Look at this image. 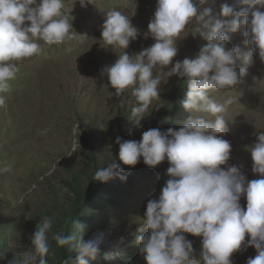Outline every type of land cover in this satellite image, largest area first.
Masks as SVG:
<instances>
[{
	"label": "rangeland",
	"instance_id": "374dc122",
	"mask_svg": "<svg viewBox=\"0 0 264 264\" xmlns=\"http://www.w3.org/2000/svg\"><path fill=\"white\" fill-rule=\"evenodd\" d=\"M233 2L214 0L205 6L212 7L216 19L224 20L229 18L221 15V6ZM111 9L127 15L138 29L137 39L125 50L130 56L154 44L145 33L156 0H93L87 7H81L79 0H64L63 11L73 26L72 38L59 46L41 42L39 56L18 63L6 105L0 107V264H22L34 255L31 237L44 216L54 218L49 232V258H55L58 251L53 235L77 234L76 225L82 224L85 241L94 237L100 240L99 253L88 264H146L139 251L141 246L136 243L137 228L143 222L148 201L159 198L169 178V163L165 160L152 168L141 158L134 167L123 165L118 159L116 138L140 141L142 133L152 128L161 132L179 130L192 114L182 107L186 80L168 77L169 65L154 71L161 79L159 98L153 101L140 127L134 124L131 110L136 104L131 93L115 96L107 75H101L105 66L115 63L120 51L102 47L104 13ZM194 28V23L189 24L178 38L173 64L194 58L206 43ZM244 31L241 26L230 33L226 47L239 46L247 52ZM212 95L218 103L232 99L225 114L227 133L223 135L231 144V153L227 165L221 167L235 166L248 181L258 179L247 150L256 142L254 133L264 131V62L258 53L235 89ZM113 161L124 168L126 180L115 176L107 182L95 181V172ZM73 177H80L85 186L91 184L86 194L87 208L77 219L73 214L76 198L67 188ZM240 203L246 207L245 197ZM61 212L73 225L69 233ZM184 235L192 242L195 258L200 259L202 238ZM248 238L246 235L245 242ZM105 253L119 256L105 260ZM255 255L254 247L245 250L242 246L230 259L232 264H246ZM70 264H77L76 259Z\"/></svg>",
	"mask_w": 264,
	"mask_h": 264
},
{
	"label": "clouds",
	"instance_id": "9594fccd",
	"mask_svg": "<svg viewBox=\"0 0 264 264\" xmlns=\"http://www.w3.org/2000/svg\"><path fill=\"white\" fill-rule=\"evenodd\" d=\"M213 2L156 0L145 33L155 42L132 56L125 50L137 39L138 29L117 9L104 13L102 47L120 51L115 63L105 66L101 75H107L115 96L131 93L136 104L131 110L134 124L140 127L153 101L159 98L161 79L154 71L169 65L168 77L186 80L182 107L192 114L179 130L161 132L152 128L142 133L140 141L116 138L118 159L123 165L134 167L141 158L152 168L165 160L169 163V178L159 198L148 201L143 222L137 228L136 243L141 246L139 251L146 264H232V254L242 246L256 251L246 264H264V131L254 133L256 142L247 149L253 161L252 172L259 174L258 179L248 181L235 166L221 167L227 165L231 153V144L223 135L227 133L225 114L232 99L218 103L212 95L235 89L248 74L255 54L264 62V11L260 10L264 0H234L231 6L225 3L221 15L229 19L224 20L216 19L212 7L205 6ZM79 4L87 7L93 0H79ZM63 7L64 0H0V107L6 105L19 62L39 56L41 42L59 46L72 38V22ZM193 23L194 32L206 43L194 58L173 64L178 53L176 42ZM241 26L245 27L247 52L239 46L226 47L229 34ZM123 173L121 164L113 161L99 168L94 180L107 182L115 176L126 180ZM242 196L246 207L241 206ZM53 221V217L41 218L31 237L34 255L22 264H48ZM76 227L77 234L56 233L52 238L58 247L74 249L77 264H88L98 255L100 240L85 241L84 225ZM184 233L202 238L200 259L195 258L192 242ZM118 256L105 253L104 259Z\"/></svg>",
	"mask_w": 264,
	"mask_h": 264
},
{
	"label": "trees",
	"instance_id": "16d2710c",
	"mask_svg": "<svg viewBox=\"0 0 264 264\" xmlns=\"http://www.w3.org/2000/svg\"><path fill=\"white\" fill-rule=\"evenodd\" d=\"M89 185L85 186L84 184H82L80 182V177H73L71 179V182L67 184V188L76 198L74 208L75 212L73 211V214L76 213L74 215L75 219L79 217L81 211H84L87 208V203L89 202V200L87 199L88 196L86 194L89 192ZM97 186H100V184L97 183ZM60 216L62 217V223L67 228V233H69V228L73 226L70 223L69 217H67L66 214H62V212L60 213ZM56 253L57 255L53 259L47 256L48 264H65L66 261L67 264H70V261L72 259H75L76 254L74 249H72L70 246H65L62 248L58 247V251L56 250Z\"/></svg>",
	"mask_w": 264,
	"mask_h": 264
},
{
	"label": "bare ground",
	"instance_id": "6f19581e",
	"mask_svg": "<svg viewBox=\"0 0 264 264\" xmlns=\"http://www.w3.org/2000/svg\"><path fill=\"white\" fill-rule=\"evenodd\" d=\"M98 237H94L93 239H97Z\"/></svg>",
	"mask_w": 264,
	"mask_h": 264
}]
</instances>
